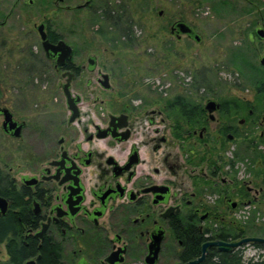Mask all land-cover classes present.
<instances>
[{
  "label": "flooded vegetation",
  "instance_id": "obj_1",
  "mask_svg": "<svg viewBox=\"0 0 264 264\" xmlns=\"http://www.w3.org/2000/svg\"><path fill=\"white\" fill-rule=\"evenodd\" d=\"M110 4L0 0V264H185L206 243L264 239V88L205 70L181 94L151 92L165 59L103 55L61 30V14L87 11L109 45L134 42ZM61 42L70 56L45 46ZM249 248L264 244L207 257Z\"/></svg>",
  "mask_w": 264,
  "mask_h": 264
},
{
  "label": "rangeland",
  "instance_id": "obj_2",
  "mask_svg": "<svg viewBox=\"0 0 264 264\" xmlns=\"http://www.w3.org/2000/svg\"><path fill=\"white\" fill-rule=\"evenodd\" d=\"M110 2L111 7L124 4L127 14L120 12V17L123 26L132 30L134 42H125L122 46L109 45L107 39L113 37L104 35L110 30L109 25L102 20L96 24L95 18L87 11L77 15L61 14L58 20L61 30L69 40L79 41V44L89 41L93 51L103 55L115 51L117 55L126 57L159 56L160 59H165L164 62H169L166 71L160 70L156 75L151 73L145 80L151 92L154 89L159 92L164 87L163 89H174L176 95L181 94L183 88H191L196 74L205 70L215 74L218 72V80L224 89L260 88L258 82L262 83L260 81L264 80V74L257 76L250 66L259 67V58L264 54V42L257 40L258 50L254 51L249 35L258 22L264 23V0ZM161 11L163 14L160 16ZM179 21L195 29L202 38L200 44L185 36L179 40L170 34L171 25ZM73 31L75 33L72 35ZM237 54L242 56L237 57ZM243 56L242 61L239 58ZM140 94L145 97L147 92L141 90ZM249 249L242 252L243 261L264 260V251ZM174 261H170V264Z\"/></svg>",
  "mask_w": 264,
  "mask_h": 264
},
{
  "label": "water",
  "instance_id": "obj_3",
  "mask_svg": "<svg viewBox=\"0 0 264 264\" xmlns=\"http://www.w3.org/2000/svg\"><path fill=\"white\" fill-rule=\"evenodd\" d=\"M163 14V12H160V16ZM177 31L179 35H188L190 36V38H192L193 40H195L197 43H199L201 41V38L199 35L195 34V32L184 22H178L173 28H172V32ZM257 36L260 39H264V26L261 27L260 29H258L256 31ZM45 35H43V39H45ZM45 46L47 47L48 51H53L55 54H59L60 56H70L71 55V48L65 44L64 42H61L58 46H52L49 43H45ZM259 63L262 67H264V54L260 57L259 59ZM6 123H5V127L9 124V118L6 119ZM0 203L6 204L5 202H3V200H0ZM0 206H2V204H0ZM2 208V207H1ZM250 242H254V243H263L264 244V239H259V238H251V239H244L242 241H240L239 243H234V244H226V243H222V242H210V243H206L203 246V250H202V254L201 257H199L198 259L185 263V264H201L202 262H204L206 260L207 254H208V249L212 246H217L219 247L221 250H227L226 248H236L239 247L242 244H246V243H250ZM222 252H226V251H222ZM178 264H182V263H178Z\"/></svg>",
  "mask_w": 264,
  "mask_h": 264
},
{
  "label": "trees",
  "instance_id": "obj_4",
  "mask_svg": "<svg viewBox=\"0 0 264 264\" xmlns=\"http://www.w3.org/2000/svg\"><path fill=\"white\" fill-rule=\"evenodd\" d=\"M254 50V49H253ZM238 56H242V54H237ZM236 58V57H235ZM234 58V59H235ZM243 61L244 56L242 58H239ZM250 69L256 72L255 74L258 76L259 74H264V68L259 65V67H255V65L250 66ZM252 71V72H253ZM253 72V73H254ZM264 80H261L258 84L260 85V88H264ZM5 225H0V235L4 236L7 232L6 229H4ZM201 254V251H187L181 254V257L185 259L187 256H189V259H194L199 257ZM188 259V258H186ZM203 264H264V260L261 261H254L250 260L248 263H244L242 259L241 252L239 251H232V252H226V253H220L217 251H211L207 257V260Z\"/></svg>",
  "mask_w": 264,
  "mask_h": 264
}]
</instances>
